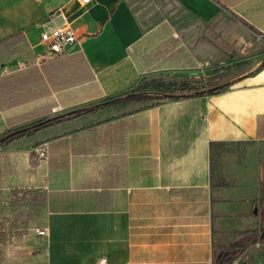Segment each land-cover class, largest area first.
<instances>
[{"label": "crops", "instance_id": "0c3cea01", "mask_svg": "<svg viewBox=\"0 0 264 264\" xmlns=\"http://www.w3.org/2000/svg\"><path fill=\"white\" fill-rule=\"evenodd\" d=\"M59 27L80 37L61 66L43 64L46 74L36 62L47 50L42 34ZM261 35L264 0H0V78L23 70L29 79L35 62L36 93L41 79L47 85L43 98L0 102V137L25 125L9 126L13 116L52 108L40 120L130 91L232 76L203 86L214 94L164 100L48 142L67 161L51 166L48 187L31 186L58 195L33 228L48 236L24 248L25 264H214L224 246L240 247L234 264H254L264 252ZM30 146L0 150L8 158L0 195L26 188L12 170ZM257 224L262 248L249 252Z\"/></svg>", "mask_w": 264, "mask_h": 264}, {"label": "trees", "instance_id": "16d2710c", "mask_svg": "<svg viewBox=\"0 0 264 264\" xmlns=\"http://www.w3.org/2000/svg\"><path fill=\"white\" fill-rule=\"evenodd\" d=\"M18 37L19 35L14 36L10 42L12 41L13 43ZM17 51L20 53V50ZM63 57H65V54L45 61L40 66H43L46 74H48L49 70L43 64L54 61L52 63H60L61 66L63 64ZM27 71L30 74L29 79L22 76L25 73L23 70L4 75L0 78L2 88L0 102L2 104L15 107L31 102L34 99L45 97V94H47V85L42 79L39 82H43L44 85L42 86L39 83V88L42 87L45 90L44 94L41 95L35 91L38 73L37 64L35 62L32 63V66L28 67ZM49 80L53 84L51 78ZM53 85L55 86V84ZM217 89L191 88L188 84H183L180 88H175L171 91L166 89L156 91L142 89L130 91L120 96H114L96 104L82 106L66 113L46 116L40 120L37 119L49 115L52 108L44 109L40 113L34 111L28 114L13 116L7 120L9 126L24 123L25 125L12 129L2 135L0 137V150L8 149L10 144L17 141L27 140L29 144L35 143L39 145L94 127L105 121L100 120L99 111L101 110H109L108 113L111 117L106 121L111 120L120 123L124 117L151 108L161 101L207 94L211 95ZM102 115H106V113L104 112ZM30 121L34 122L26 124ZM7 160V157L0 155V189L3 188L5 169L8 167L6 166ZM57 195V193L35 187H14L6 197L0 195V244L9 242L14 235H21L18 233L27 231L31 224H40L38 223V219L43 215L46 208L52 204L53 200L57 199ZM94 196L99 198L98 194H94ZM8 210H11V217L6 213ZM256 243L257 241L255 239L253 244ZM0 254L3 257L4 254L1 250ZM0 264H3V260H0Z\"/></svg>", "mask_w": 264, "mask_h": 264}, {"label": "rangeland", "instance_id": "374dc122", "mask_svg": "<svg viewBox=\"0 0 264 264\" xmlns=\"http://www.w3.org/2000/svg\"><path fill=\"white\" fill-rule=\"evenodd\" d=\"M53 5H57L60 3V0H48ZM211 68H208V71ZM207 71V72H208ZM215 73V72H214ZM217 73V72H216ZM219 74V73H218ZM232 77V76H231ZM230 75L226 74H219L215 76L214 78L207 79L204 82H200L197 86H191V88H201L206 89L203 86H215L219 83H226L231 79ZM167 90V89H166ZM171 91V89H168ZM106 113V115H102L103 113ZM109 110H101L99 111L100 120H108L111 116L108 113ZM39 145L33 143L28 148L27 152L25 153H17L16 157L17 160H14V170H12V174L18 179V183L21 186H36V185H45L48 187V184H50L51 178V166H58V164H65L67 159L63 163L58 162V156H53V150L51 147L49 157L48 159L42 158L40 154L37 151ZM17 148L23 147V142L18 143L15 145ZM58 155V154H57ZM66 158V156H65ZM26 160V161H22ZM58 168V167H57ZM56 169V168H55ZM67 174V172L65 173ZM8 216L11 217V210H8L6 212ZM46 211H44L43 215L38 219V223L40 224H31L27 231H24L23 233H18L21 235H14L11 240L8 242H3L0 244V250L3 252V257L0 254V260H3V264H25L28 262V255L26 254V251H24V248H32L35 247L36 244H43V241L40 239L39 236L35 235L33 228L35 226H43L44 224V214ZM262 225L264 226V219L262 222ZM255 234L254 239L259 240L260 239V224H257L254 226ZM16 232V231H13ZM16 234V233H14ZM15 240V243L13 242ZM13 245V247H12ZM42 248V246H41ZM240 247H229L224 246L221 249V252L219 251L214 258V264H234L236 260L242 258L241 256L238 257L239 253L241 252L240 249H237ZM259 248H262V244H256L255 246H251L248 250L250 251H256ZM7 254H9L7 256ZM243 259V258H242ZM237 260V261H238ZM250 261L253 263V258L250 257ZM243 264H246V259L242 261ZM254 264H264V252L258 256V258L255 259Z\"/></svg>", "mask_w": 264, "mask_h": 264}, {"label": "built area", "instance_id": "2783aa9c", "mask_svg": "<svg viewBox=\"0 0 264 264\" xmlns=\"http://www.w3.org/2000/svg\"><path fill=\"white\" fill-rule=\"evenodd\" d=\"M79 1L82 5H88L92 2V0ZM79 37L80 36L75 30L67 27H59L51 31H45L42 34V42L47 45V50L43 54L36 56L37 64L41 65L45 61L52 60L68 53L66 47L75 44L79 40ZM260 38L263 39L264 37L261 35ZM203 66L205 67L206 64H203ZM49 150L50 147L48 142L39 144L37 148L40 156L46 159L49 157ZM34 232L37 236L43 239L48 236V228L46 227L36 228ZM101 263L106 264V260L103 259Z\"/></svg>", "mask_w": 264, "mask_h": 264}, {"label": "water", "instance_id": "95a60500", "mask_svg": "<svg viewBox=\"0 0 264 264\" xmlns=\"http://www.w3.org/2000/svg\"><path fill=\"white\" fill-rule=\"evenodd\" d=\"M257 212V211H256ZM261 233L264 235V227L261 228Z\"/></svg>", "mask_w": 264, "mask_h": 264}]
</instances>
